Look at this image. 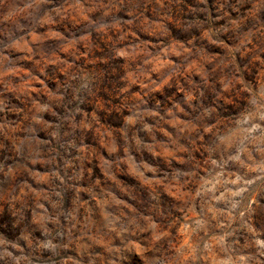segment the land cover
Wrapping results in <instances>:
<instances>
[{
  "label": "rangeland",
  "instance_id": "rangeland-1",
  "mask_svg": "<svg viewBox=\"0 0 264 264\" xmlns=\"http://www.w3.org/2000/svg\"><path fill=\"white\" fill-rule=\"evenodd\" d=\"M0 264H264V0H0Z\"/></svg>",
  "mask_w": 264,
  "mask_h": 264
}]
</instances>
